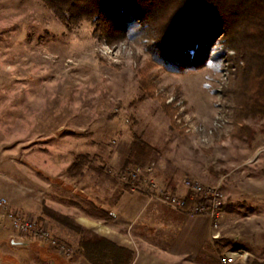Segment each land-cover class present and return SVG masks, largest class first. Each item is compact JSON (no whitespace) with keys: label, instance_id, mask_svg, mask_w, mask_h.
<instances>
[{"label":"rangeland","instance_id":"1","mask_svg":"<svg viewBox=\"0 0 264 264\" xmlns=\"http://www.w3.org/2000/svg\"><path fill=\"white\" fill-rule=\"evenodd\" d=\"M142 50L133 41L99 43L87 23L68 32L40 0H0V195L71 246L67 229L53 227L48 217L39 221L37 213L45 206L75 218L66 203L80 189L92 199L110 198L99 178L127 169L122 170L131 136L141 134L156 149L142 166L155 163L160 186L184 179L220 184L224 208L218 239L211 238L210 227V238L218 243L217 264L230 251L239 255L230 264L264 262V154L255 158L264 136L252 147L224 139L232 128L228 92L243 65L240 55L227 47L225 36L216 37L213 93L204 87V71L158 74L156 95L172 108L175 129L159 101L139 97ZM216 118L225 124L201 142L196 125L207 127ZM83 154L90 161L80 176L70 166Z\"/></svg>","mask_w":264,"mask_h":264},{"label":"trees","instance_id":"2","mask_svg":"<svg viewBox=\"0 0 264 264\" xmlns=\"http://www.w3.org/2000/svg\"><path fill=\"white\" fill-rule=\"evenodd\" d=\"M40 1L68 32L87 23L92 38L99 43L133 41L141 44L146 59L137 71L139 97L159 101L162 112L175 129L172 108L166 105L164 96L156 95L158 74L182 76L204 71V87L213 93L211 84L219 71L214 44L217 36H225L227 47L240 55L243 65L237 70L228 92L233 102V122L224 139L252 147L264 136V0ZM155 153L156 149L141 134L133 133L122 170L132 165L142 166ZM88 161L89 155H80L70 168L78 169L82 176L83 163ZM164 186L173 192L171 185ZM74 197L66 205L73 207L75 214L106 224L113 219L109 210L83 189L74 191ZM41 209L42 212L37 213L39 221L48 217L53 227L56 223V227L62 226L78 236V252L89 264L131 263L134 253L130 248L93 234L74 224L69 216L45 206ZM251 264L264 262L253 260Z\"/></svg>","mask_w":264,"mask_h":264},{"label":"crops","instance_id":"3","mask_svg":"<svg viewBox=\"0 0 264 264\" xmlns=\"http://www.w3.org/2000/svg\"><path fill=\"white\" fill-rule=\"evenodd\" d=\"M171 187L173 193H184L180 182L171 184ZM99 198L96 197L100 205L112 215L109 223L92 221L75 212V218L69 217L74 224L93 234L130 248L134 253L130 264H217L213 255L218 253V243L210 238L207 217L186 216L159 203L149 202L142 194L129 193L123 187L110 198H105L106 201ZM225 209L228 210L229 206ZM66 239L75 249L71 258L62 257L43 241L18 235L0 218L2 264H89L78 252L77 236L68 231Z\"/></svg>","mask_w":264,"mask_h":264},{"label":"built area","instance_id":"4","mask_svg":"<svg viewBox=\"0 0 264 264\" xmlns=\"http://www.w3.org/2000/svg\"><path fill=\"white\" fill-rule=\"evenodd\" d=\"M231 54L233 55L234 52ZM240 64L242 63L240 62ZM224 124L216 118L207 127L202 124L196 125L195 131L201 135L200 141L206 142ZM260 154H264V148L256 152L255 158H258ZM154 175L155 163L151 162L144 166L127 168L118 175L103 172L98 185L106 191L108 196H111L119 187H123L129 193L142 194L147 201L159 203L186 216H206L210 220L211 229L214 232L217 230L224 208V196L219 183L215 186H209L197 180L184 179L181 183L184 193L176 194L160 186ZM0 218L3 223H8L18 235L43 241L64 258H71L75 253L73 247L55 239L46 225L38 224L30 217H25L14 210L8 198L4 196H0ZM218 237V232L211 235L214 240ZM237 256L238 254H233L231 251L227 252L220 259V263L230 264L232 257ZM0 264H2L1 259Z\"/></svg>","mask_w":264,"mask_h":264},{"label":"bare ground","instance_id":"5","mask_svg":"<svg viewBox=\"0 0 264 264\" xmlns=\"http://www.w3.org/2000/svg\"><path fill=\"white\" fill-rule=\"evenodd\" d=\"M233 254H238L237 252H232ZM239 258V255L237 257H232V261L231 262H234L236 261L237 259Z\"/></svg>","mask_w":264,"mask_h":264}]
</instances>
